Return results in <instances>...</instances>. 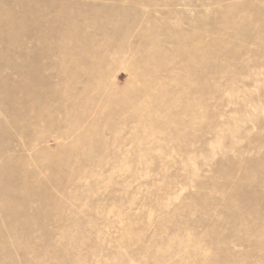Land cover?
Returning a JSON list of instances; mask_svg holds the SVG:
<instances>
[{
    "label": "rangeland",
    "instance_id": "1",
    "mask_svg": "<svg viewBox=\"0 0 264 264\" xmlns=\"http://www.w3.org/2000/svg\"><path fill=\"white\" fill-rule=\"evenodd\" d=\"M0 264H264V0H0Z\"/></svg>",
    "mask_w": 264,
    "mask_h": 264
}]
</instances>
